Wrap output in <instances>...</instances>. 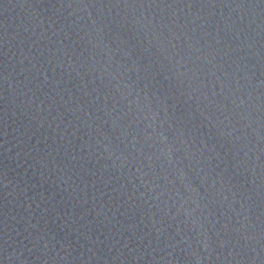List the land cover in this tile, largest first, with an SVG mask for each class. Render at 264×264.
Instances as JSON below:
<instances>
[{
	"label": "water",
	"instance_id": "95a60500",
	"mask_svg": "<svg viewBox=\"0 0 264 264\" xmlns=\"http://www.w3.org/2000/svg\"><path fill=\"white\" fill-rule=\"evenodd\" d=\"M0 264H264V0H0Z\"/></svg>",
	"mask_w": 264,
	"mask_h": 264
}]
</instances>
